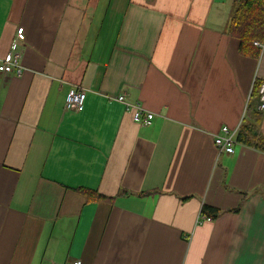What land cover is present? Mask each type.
Returning a JSON list of instances; mask_svg holds the SVG:
<instances>
[{
  "label": "crops",
  "instance_id": "obj_1",
  "mask_svg": "<svg viewBox=\"0 0 264 264\" xmlns=\"http://www.w3.org/2000/svg\"><path fill=\"white\" fill-rule=\"evenodd\" d=\"M233 7L0 0V60L25 31L23 73L0 72V264H264V151L215 144L264 81V49L245 56L228 33ZM74 86L80 112L64 108Z\"/></svg>",
  "mask_w": 264,
  "mask_h": 264
},
{
  "label": "trees",
  "instance_id": "obj_2",
  "mask_svg": "<svg viewBox=\"0 0 264 264\" xmlns=\"http://www.w3.org/2000/svg\"><path fill=\"white\" fill-rule=\"evenodd\" d=\"M233 11L230 17L229 34L239 39V51L241 54L253 58H259L262 49L254 44L255 41L264 42V0H233ZM264 84L261 79H255L251 102L247 106L246 116L237 132L238 143L256 147L264 151V137L258 132L264 111L258 108L260 102V87ZM89 200H112L96 190L81 188ZM143 194H140L142 196ZM239 209H235L238 211ZM202 215L208 218H216L221 210L217 207L204 204Z\"/></svg>",
  "mask_w": 264,
  "mask_h": 264
},
{
  "label": "built area",
  "instance_id": "obj_3",
  "mask_svg": "<svg viewBox=\"0 0 264 264\" xmlns=\"http://www.w3.org/2000/svg\"><path fill=\"white\" fill-rule=\"evenodd\" d=\"M25 39V31L23 27L18 28L15 42L12 45V49L6 58L0 60V72L3 73H16L21 75L23 68L20 64V53L16 50V44L19 40ZM254 44L264 49V42L255 41ZM260 102L258 108L264 111V84L260 87ZM87 98V90L82 86H74L70 89L66 101L65 111L80 112L84 109ZM118 101L123 103L126 110L132 114L135 123L140 125L148 126L154 120L155 114L146 110L141 103H131L126 99L125 94H120L116 98ZM238 143L236 134L231 132L227 126L221 128V134L215 138V144L219 153L233 154L234 147ZM56 264V263H55ZM72 264H80L79 261H75Z\"/></svg>",
  "mask_w": 264,
  "mask_h": 264
}]
</instances>
